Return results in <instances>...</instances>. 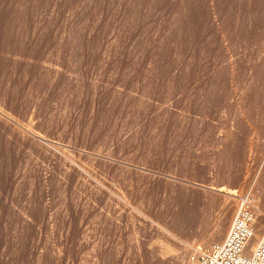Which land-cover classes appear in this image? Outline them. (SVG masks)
Returning <instances> with one entry per match:
<instances>
[{"label":"rangeland","instance_id":"rangeland-1","mask_svg":"<svg viewBox=\"0 0 264 264\" xmlns=\"http://www.w3.org/2000/svg\"><path fill=\"white\" fill-rule=\"evenodd\" d=\"M0 109V264L198 258L264 213V0H0Z\"/></svg>","mask_w":264,"mask_h":264},{"label":"built area","instance_id":"built-area-1","mask_svg":"<svg viewBox=\"0 0 264 264\" xmlns=\"http://www.w3.org/2000/svg\"><path fill=\"white\" fill-rule=\"evenodd\" d=\"M258 225L253 200L245 197L224 240L212 243L192 264H264V236L254 243Z\"/></svg>","mask_w":264,"mask_h":264},{"label":"bare ground","instance_id":"bare-ground-1","mask_svg":"<svg viewBox=\"0 0 264 264\" xmlns=\"http://www.w3.org/2000/svg\"><path fill=\"white\" fill-rule=\"evenodd\" d=\"M213 1V0H212ZM0 111H1V114H3L2 113V110L0 109ZM4 114H6V113H4ZM10 114V113H9ZM1 116H3V115H1ZM5 116V115H4ZM6 117L8 118V119H13V118H11V116H7L6 115ZM0 118H2V117H0ZM6 118V119H7ZM12 121V120H11ZM10 121V122H11ZM13 122L14 123H16V121L15 120H13ZM17 124V123H16ZM24 125V124H23ZM27 126V125H26ZM20 127V126H19ZM30 128V127H29ZM33 131H35V130H28V129H26V127L25 128H23V129H19V130H16L14 133L18 136V137H20L22 140H24V141H27V142H29V143H33V144H42L43 142H45L44 140H43V136L41 137L39 134H37V133H35V132H33ZM37 132V131H36ZM234 134V133H233ZM8 137V136H7ZM10 137V136H9ZM13 140V139H12ZM50 142V141H49ZM264 142V141H263ZM54 143V142H53ZM45 144V143H44ZM47 145H51V144H48V142L46 143ZM54 146H55V144H54ZM51 147V146H50ZM52 148V147H51ZM54 148H56V146L54 147ZM58 148V147H57ZM60 149V148H59ZM58 149V150H59ZM57 150V149H56ZM53 152H55V151H53ZM61 154V153H60ZM66 155V154H65ZM63 157H64V155H63ZM62 158V157H61ZM65 159V158H64ZM69 161V160H68ZM123 166V165H122ZM125 166V165H124ZM127 166V168H128V165H126ZM130 167V166H129ZM131 167H132V165H131ZM77 168V167H76ZM134 169V168H133ZM79 170H81V172H83L82 171V169L80 168ZM135 170V169H134ZM139 170V169H138ZM142 171V170H141ZM79 177V176H78ZM217 190H221L222 192H223V194H225V195H230V194H232V192H230V190H227V189H224V188H219V189H217ZM125 196V195H124ZM123 196V197H124ZM122 197V196H121ZM255 206V205H254ZM256 211H258L256 214H257V216L259 217L260 216V214L262 215V213L263 212H260V211H262V209L259 207V206H257V209H256ZM260 212V214H258ZM263 215H264V213H263ZM220 221V220H219ZM258 227H259V229H258V231L256 232V236H255V239H254V243L256 242V239L260 236L259 234V232H262V231H264V216H263V218H261V220L260 219H258ZM142 225V224H141ZM145 225V224H144ZM216 225H218V224H216ZM224 228H225V226H216L215 228H214V232H215V235L214 236H212L209 240L210 241H218V242H220L219 240H221V238H219L218 236L219 235H221V234H223L222 233V231L224 230ZM165 229V228H164ZM167 229V228H166ZM168 233H170V232H168ZM211 233L209 232V235H210ZM264 234V233H263ZM264 236V235H263ZM203 240H204V238H203ZM206 241H207V238H206ZM187 244H189V243H187ZM200 244V245H199ZM204 243H202V242H196V243H194L192 246H191V248L193 249V251H194V253H193V255H195V257L197 256H200V255H202V256H205L206 254H207V250H205V247L203 246H201V245H203ZM160 245H161V259H163L162 258V256L163 255H166V254H173V253H176L177 252V247L176 246H173L172 244H169L168 243V241H161L160 242ZM206 245V244H205ZM207 247V246H206ZM160 253V252H159ZM158 253V254H159ZM172 256V255H171ZM201 257V256H200ZM188 260H190V263H189V261ZM188 260H184V261H180L179 260V258H178V256L174 259V261H173V263H171V264H192V262H193V260H191V258L189 259L188 258ZM162 261V260H161Z\"/></svg>","mask_w":264,"mask_h":264}]
</instances>
